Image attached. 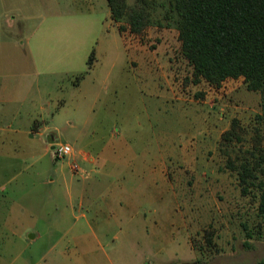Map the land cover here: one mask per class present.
<instances>
[{
	"label": "rangeland",
	"instance_id": "1",
	"mask_svg": "<svg viewBox=\"0 0 264 264\" xmlns=\"http://www.w3.org/2000/svg\"><path fill=\"white\" fill-rule=\"evenodd\" d=\"M173 4L125 0L115 21L106 0L79 2L91 20L85 30L104 15L96 47L76 75L88 71L92 52L93 66L80 83L53 80L59 88L51 89L42 143L20 152L11 167L7 159L0 163V264H258L264 258L258 198L242 195L218 150V136L233 118L245 128V146L256 128L264 134L260 95L241 78L222 89L194 81L176 18L167 17ZM53 7V13L76 11L73 0H53ZM130 11L145 13L141 33L132 31ZM200 115L202 124L214 122L212 136L183 152L178 147L194 142ZM52 141L75 153L57 159ZM81 150L98 157L93 166L77 159Z\"/></svg>",
	"mask_w": 264,
	"mask_h": 264
},
{
	"label": "crops",
	"instance_id": "2",
	"mask_svg": "<svg viewBox=\"0 0 264 264\" xmlns=\"http://www.w3.org/2000/svg\"><path fill=\"white\" fill-rule=\"evenodd\" d=\"M73 2L76 11L53 13V0H0V163L5 164L7 159L8 167L19 159L20 152L22 156L33 152L37 141L44 136L45 122L52 110V90L59 88V82L55 84L53 80L76 78L81 72L83 57L96 47L99 32L104 27V15L99 13L94 28L85 30L86 24L91 26V20L85 19L84 5L79 6L83 0ZM106 3L109 8L108 0ZM67 25L73 28L67 29ZM90 29L92 36L86 35ZM143 65L146 71L153 69L145 62ZM234 80L224 81L221 89ZM79 83L73 85L72 82V86L77 88ZM202 117L194 119V142L180 145L181 151L189 152L212 136L214 122L209 119L202 124ZM229 126L230 123L218 139ZM48 144L52 148L55 143ZM81 151L77 159L85 165L93 166L98 160L93 155L87 158L82 155L87 151ZM196 158L192 157L195 165ZM2 190L0 185V192Z\"/></svg>",
	"mask_w": 264,
	"mask_h": 264
},
{
	"label": "trees",
	"instance_id": "3",
	"mask_svg": "<svg viewBox=\"0 0 264 264\" xmlns=\"http://www.w3.org/2000/svg\"><path fill=\"white\" fill-rule=\"evenodd\" d=\"M173 2L167 17L173 13L176 18L181 54L193 68L194 81L220 87L227 79L241 78L247 90L260 95L264 113V0ZM108 4L111 18L118 21L125 0H108ZM127 15L132 31L141 33L147 25L145 13ZM94 59L92 52L88 71ZM86 73L78 74L77 81ZM246 142L244 126L233 118L220 136L218 150L225 157L226 170L236 173L242 195H256L258 213L264 216V134L256 128L248 146ZM212 235L206 231L208 245H214ZM258 264H264V258Z\"/></svg>",
	"mask_w": 264,
	"mask_h": 264
},
{
	"label": "built area",
	"instance_id": "4",
	"mask_svg": "<svg viewBox=\"0 0 264 264\" xmlns=\"http://www.w3.org/2000/svg\"><path fill=\"white\" fill-rule=\"evenodd\" d=\"M52 150L57 159H64L75 153V150L69 144L55 143L53 144ZM74 168L76 172L80 170L78 165L74 166Z\"/></svg>",
	"mask_w": 264,
	"mask_h": 264
}]
</instances>
